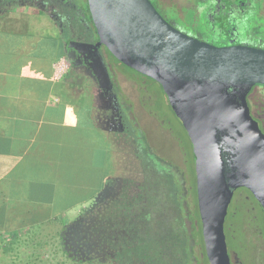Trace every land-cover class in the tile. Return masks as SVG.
Wrapping results in <instances>:
<instances>
[{
	"label": "flooded vegetation",
	"instance_id": "af4514ba",
	"mask_svg": "<svg viewBox=\"0 0 264 264\" xmlns=\"http://www.w3.org/2000/svg\"><path fill=\"white\" fill-rule=\"evenodd\" d=\"M203 1L210 3L209 24H237L235 27L225 25L230 30L226 38L217 41L209 36L203 41L217 46L247 45L264 49L263 39L257 32H252L253 37L249 34L251 24L257 20L250 0ZM13 3L39 7L57 21L61 28L58 32L66 38L67 69L64 74L76 67L92 66L93 62L89 65L86 57L95 60L99 53L112 83L110 104L102 107L101 122L103 129L110 133L112 150L116 153L117 164L113 166L116 174L104 182V191L94 203L77 218L63 224L57 247L63 260L69 264H194L190 253L194 250V241L190 239L189 216L196 211L200 220V215L191 142L194 200L188 196L185 173L162 159L149 143L148 132L141 127L140 107L135 111L125 101L127 96L131 99L129 93L135 97L137 83L127 81L128 77L110 59L121 63L103 46L93 48L98 37L94 26L82 20L85 15L81 18L73 16L69 11L79 9L67 0H0V9ZM159 14L170 23L162 13ZM130 71L139 78L152 81L163 92L152 79ZM121 82L123 87L126 85L124 89L120 88ZM258 87L264 89V86H254L247 93L246 107L239 93L232 94L233 100L228 105L236 117L217 132L222 173L231 195L224 224L229 214L241 217L243 241L239 246L249 254L246 264H264V104L258 102L253 92ZM144 100L143 97L141 102ZM166 101L168 104L167 97ZM172 114L175 116L173 111ZM175 118L183 128L180 120ZM200 229L202 233L201 221ZM224 236L226 242L225 233ZM226 249L228 254L227 242ZM204 254L209 264L205 248ZM228 258L231 264L229 255Z\"/></svg>",
	"mask_w": 264,
	"mask_h": 264
},
{
	"label": "crops",
	"instance_id": "0c3cea01",
	"mask_svg": "<svg viewBox=\"0 0 264 264\" xmlns=\"http://www.w3.org/2000/svg\"><path fill=\"white\" fill-rule=\"evenodd\" d=\"M16 5L0 9V236L23 237L34 223L77 218L100 194L116 159L101 122L102 107L110 104L108 70L107 81L98 57L87 56L92 66L56 80L55 60L66 54L58 29L39 36L36 30H49V24H19ZM21 8L49 19L41 10L29 11L35 7ZM96 174L97 192L75 202L71 191L84 187L70 179L89 181Z\"/></svg>",
	"mask_w": 264,
	"mask_h": 264
},
{
	"label": "water",
	"instance_id": "95a60500",
	"mask_svg": "<svg viewBox=\"0 0 264 264\" xmlns=\"http://www.w3.org/2000/svg\"><path fill=\"white\" fill-rule=\"evenodd\" d=\"M98 42L125 67L155 81L180 120L195 156L196 191L209 264H230L223 233L230 201L222 173L217 132L235 119L229 107L239 93L243 106L254 86H264V49L217 46L168 23L150 0H86ZM101 73L107 68L101 55ZM262 158V157H261ZM264 181V176H263Z\"/></svg>",
	"mask_w": 264,
	"mask_h": 264
},
{
	"label": "rangeland",
	"instance_id": "374dc122",
	"mask_svg": "<svg viewBox=\"0 0 264 264\" xmlns=\"http://www.w3.org/2000/svg\"><path fill=\"white\" fill-rule=\"evenodd\" d=\"M84 1V0H83ZM156 9L164 15L168 21L177 29L184 31L185 34L191 36L193 38L199 39L201 41L205 40V37L211 38V40H222L226 38L230 34V30L228 27H235L237 24H225L228 27H225L223 24H209L207 22L208 13L211 11L210 3L203 0H151ZM254 7V13L257 17L256 23L251 24V33L257 32L258 37L263 39L264 42V0H250ZM32 7V6H31ZM36 9H40L39 7L29 9L32 12H36ZM27 8H21V4L16 5L15 9V17L18 20L22 19L19 24H33V20L38 22V24H49V30H43L39 28L36 30L37 34L40 35H47L49 36L55 35L56 30H61L57 21H55L51 16L49 19L43 17L41 15L34 18L33 16L30 17L27 15ZM17 12V13H16ZM37 13V12H36ZM19 16H18V15ZM38 14V13H37ZM20 17V19H19ZM16 20V22H19ZM10 23V21H7ZM13 22V21H12ZM16 24V23H14ZM50 24H58L59 28L50 27ZM220 26V28H217ZM234 29V28H232ZM254 35V34H253ZM64 34L61 36L62 41L65 43L66 38L63 37ZM255 36V35H254ZM203 37V38H200ZM258 42L257 39H252ZM207 41V40H206ZM204 41V42H206ZM64 46V45H63ZM256 48V47H255ZM62 50V49H61ZM63 55L65 53H62ZM111 63L116 66L118 69L126 75L127 81L136 82L137 83V91L135 92V97L129 93L130 98L128 99L125 97V101L128 104H131L133 109L136 111L140 107V121L141 127L145 128L148 132L149 143L151 144L152 148L157 149L160 157L164 160L170 162L181 171L185 173L186 180H187V191L188 196L192 198L194 196V169H193V156L191 151V145L186 132H184L183 128L180 126V123L172 114L170 107L167 104L166 97L163 92L160 91V88L153 83L152 81H147L145 79L139 78L133 72L118 64L113 59H110ZM57 60H55L56 62ZM129 79V80H128ZM124 85V84H123ZM126 86V85H125ZM125 86H121L120 88H125ZM144 89L146 91H144ZM143 90V91H142ZM147 92V93H146ZM258 99V102L264 104V89L263 88H254L253 91ZM139 93V96H138ZM126 94V91H124ZM143 97L145 100L142 103ZM112 155H114V159H116V153L112 151ZM118 160V158H117ZM118 160V164H119ZM117 164V162H116ZM118 169V168H117ZM110 169H106V176L108 178L113 177L116 174V169L113 167L112 172L108 173ZM109 174V175H108ZM82 177V174H80ZM73 185H79V187H84L81 191H71L72 197L75 202H79L82 199H86L89 197H93L94 193L97 192V186L101 183L99 176L92 175L88 181V178L79 179L78 182H74L76 179H70ZM88 181V182H87ZM104 191L101 188V192ZM97 194L91 203H94L96 199L101 195ZM193 195V196H192ZM194 200V197H193ZM70 199L68 202H71ZM74 202V201H72ZM96 203V202H95ZM66 202L63 204L65 206ZM194 204V201H193ZM82 205V204H79ZM62 206V205H61ZM59 206V207H61ZM89 207V206H85ZM189 207L192 208V202L189 203ZM80 209V208H79ZM232 211V207L229 209V213ZM70 221V220H69ZM242 219L241 217L234 216L232 217L230 214L226 219V223L224 224V231L226 235V242L228 248V255L230 257L231 264H246L248 263V252L242 251L239 244L243 241V233H242ZM42 224L34 223L33 228L30 229L28 236L20 237L21 242L18 245H15L16 251L18 254V264H23L26 260L33 262V264H61L63 257L60 251L57 250V247L60 245L58 240V235H60V230L63 228V220H61L58 216H56L54 221H49V224L41 222ZM189 223L191 226V237L192 241H194V250L191 253V258L194 261V264H207L205 254H204V245L202 240V233L200 229V220L198 214L195 212L191 213L189 216ZM40 234L45 235L43 242H47L48 246L41 245L40 247L33 246V249H29V243H26V239L31 237L33 234ZM49 240V242H48ZM2 245H0V259L3 257ZM37 254L39 257L42 256L41 259L36 260L35 257H31L27 259L28 255L31 253ZM40 254V255H39ZM252 254V253H251ZM4 259L1 260L2 264H10L11 261L9 256H4ZM3 261V262H2ZM20 262V263H19ZM22 262V263H21ZM246 262V263H245ZM63 263V262H62ZM68 264V263H63ZM74 264H85V263H74Z\"/></svg>",
	"mask_w": 264,
	"mask_h": 264
},
{
	"label": "trees",
	"instance_id": "16d2710c",
	"mask_svg": "<svg viewBox=\"0 0 264 264\" xmlns=\"http://www.w3.org/2000/svg\"><path fill=\"white\" fill-rule=\"evenodd\" d=\"M67 2L75 5L76 8L79 9V10L76 9V10L69 11V12H72L73 16L76 15V17L78 16V18H79V16H80V18H81L83 15H85V17L84 16L82 17V20L87 21L89 24H92V22L90 20L89 13L87 11V1L86 0H84V1L83 0H67ZM77 13H78V15H77ZM58 59L59 58H57L56 60H58ZM44 237H45V235H40V234L35 233L33 236L27 238L26 243H29V246H30L29 249L32 250L33 246H35V247H37V246L40 247L41 245L48 246L47 242H43ZM19 242H21V240H20V237H18V236H0V245H2V247H1L2 255L1 256H3V257L9 256V259L11 261L10 264H18L16 261H18L19 259H18V254H16L17 251L15 248V245H18ZM48 242H49V240H48ZM140 251H141V249H140ZM33 256L35 257L36 260H39L42 258V256H44L43 258H45L46 255L43 254L42 256L39 257L37 254H34L32 252L30 255H28L27 259H29ZM3 257L0 259V264H2L1 260L4 259ZM29 261L26 260L23 264H33V262L29 263ZM62 262L67 263L65 261H62ZM62 262H61V264H63Z\"/></svg>",
	"mask_w": 264,
	"mask_h": 264
},
{
	"label": "built area",
	"instance_id": "2783aa9c",
	"mask_svg": "<svg viewBox=\"0 0 264 264\" xmlns=\"http://www.w3.org/2000/svg\"><path fill=\"white\" fill-rule=\"evenodd\" d=\"M67 69V60L65 57L59 58L55 63H54V78L56 80H60L65 71Z\"/></svg>",
	"mask_w": 264,
	"mask_h": 264
}]
</instances>
